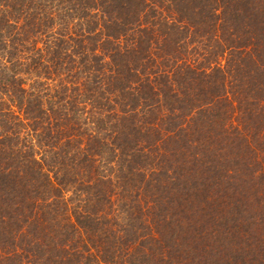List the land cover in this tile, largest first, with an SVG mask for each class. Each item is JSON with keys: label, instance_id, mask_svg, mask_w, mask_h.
I'll use <instances>...</instances> for the list:
<instances>
[{"label": "trees", "instance_id": "trees-1", "mask_svg": "<svg viewBox=\"0 0 264 264\" xmlns=\"http://www.w3.org/2000/svg\"><path fill=\"white\" fill-rule=\"evenodd\" d=\"M0 264H264V0H0Z\"/></svg>", "mask_w": 264, "mask_h": 264}]
</instances>
